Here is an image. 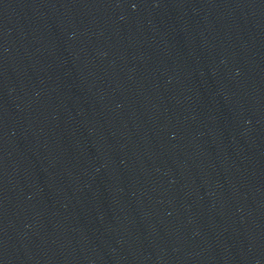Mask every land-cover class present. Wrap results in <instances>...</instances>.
I'll list each match as a JSON object with an SVG mask.
<instances>
[{
	"label": "water",
	"instance_id": "water-1",
	"mask_svg": "<svg viewBox=\"0 0 264 264\" xmlns=\"http://www.w3.org/2000/svg\"><path fill=\"white\" fill-rule=\"evenodd\" d=\"M0 264H264V0H0Z\"/></svg>",
	"mask_w": 264,
	"mask_h": 264
}]
</instances>
